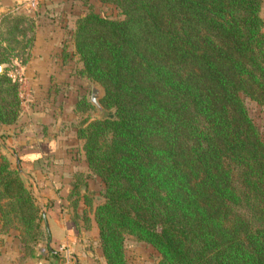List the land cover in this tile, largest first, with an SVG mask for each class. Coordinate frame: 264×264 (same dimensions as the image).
Instances as JSON below:
<instances>
[{
    "label": "trees",
    "instance_id": "1",
    "mask_svg": "<svg viewBox=\"0 0 264 264\" xmlns=\"http://www.w3.org/2000/svg\"><path fill=\"white\" fill-rule=\"evenodd\" d=\"M100 1L117 14L88 7L71 39L112 108L74 125L103 184L92 209L103 264H126L125 235L151 244L155 264H264V138L245 106L264 107L261 0ZM16 87L0 71V129L17 120ZM13 149L31 170L38 157ZM6 161L0 222L18 228L25 254L48 236L37 195Z\"/></svg>",
    "mask_w": 264,
    "mask_h": 264
},
{
    "label": "rangeland",
    "instance_id": "2",
    "mask_svg": "<svg viewBox=\"0 0 264 264\" xmlns=\"http://www.w3.org/2000/svg\"><path fill=\"white\" fill-rule=\"evenodd\" d=\"M88 7L112 16L117 14V8L113 3L100 0H0V53L5 56V60L0 63V71L15 79L17 85L16 92L20 103L18 114L20 110L23 111L30 103L34 104L33 96L36 93L33 92L32 87L22 77L24 63H22L21 59L24 57L26 51L22 50L20 46L26 43L27 38L32 35V32L33 34L35 33L34 28L38 24V27L46 29L44 33L51 34L56 39L59 38L56 49L52 48L50 54L53 58L58 57L56 59L58 62L57 66L63 65V68L57 72L53 69V73L56 72L58 76L57 80L55 79L48 83L49 87L46 85V92H41L38 95V99L43 102L33 108L38 109L40 108L39 105L43 104H49L54 110L57 108L54 117L55 121L58 122L56 128L59 126L61 127V131L65 129L66 133L72 135H75L74 125L82 118L102 117L112 110V108L104 107L100 100L104 93L103 86L98 81L90 80L80 73L81 62L73 50L71 31L74 26V19L79 14L84 13ZM259 12L264 22V0ZM5 16L9 17L6 18ZM13 16H21L22 21L17 24L16 30L10 32L8 31L9 21ZM21 31H24V34ZM56 31L59 33H56ZM53 49L55 51L52 52ZM92 85L97 89L96 101L100 109L89 101ZM46 93L47 96H44ZM1 94H4V92L2 91ZM44 97L47 99V102L46 100H41ZM245 106L248 114L259 129L260 135L264 138V107L249 98H245ZM0 133L3 135L2 139L4 142L12 148L18 145V140L14 138L15 131L12 125L2 124ZM78 139L80 140L81 148L82 141L80 138ZM81 151L82 153L80 154L84 157L82 148ZM6 160L10 167H15L14 157L0 144V163ZM83 160L87 166L85 158ZM40 167L41 164L38 163L31 170H27L26 168L21 169L27 172L36 184V171L34 169L39 170ZM21 177L25 180L26 184L33 188V191L37 195V204L41 212V199L38 198L39 193L36 185L33 186L24 176L21 175ZM75 183L76 185L74 186ZM102 187L103 184L99 176L88 169V166L86 171L77 170L72 174L65 199L71 205L73 213L87 220L88 224L90 217L94 221L93 206L102 200L100 193ZM78 202H81L82 207L78 212H75ZM94 224L96 226L95 221ZM9 230L17 232L16 235L20 247L18 228L15 225L5 227L0 222V232H7ZM123 255L126 264H155L159 259L158 251L151 244L138 241L130 235H125L124 237ZM70 262L72 264V261Z\"/></svg>",
    "mask_w": 264,
    "mask_h": 264
},
{
    "label": "crops",
    "instance_id": "3",
    "mask_svg": "<svg viewBox=\"0 0 264 264\" xmlns=\"http://www.w3.org/2000/svg\"><path fill=\"white\" fill-rule=\"evenodd\" d=\"M34 31L29 57L22 67L23 79L36 93L33 96L34 104L26 106L25 111L20 110L12 127L14 138L18 140L16 147L22 148L24 155H29L27 163L30 164L31 157L37 156L32 168L41 164L39 170H34L43 210L42 225L48 237L24 254L15 230L0 232V264H48L64 255L70 256L72 264H103L93 219L90 217L88 224L87 220L75 215L65 199L73 172L87 170L84 157L80 154V140L66 133L65 129L61 131V127L56 128L58 122L54 117L57 108L54 110L49 104L33 108L43 102L38 95L46 92V85L49 87L48 83L57 80L56 72L63 68V65L57 66L58 57L53 58L50 54L52 48L56 49L59 38L44 33L46 29L38 27V24ZM41 100L47 102L45 97ZM81 205V202L77 203L75 212L81 209Z\"/></svg>",
    "mask_w": 264,
    "mask_h": 264
},
{
    "label": "water",
    "instance_id": "4",
    "mask_svg": "<svg viewBox=\"0 0 264 264\" xmlns=\"http://www.w3.org/2000/svg\"><path fill=\"white\" fill-rule=\"evenodd\" d=\"M96 92H97V89L95 86H91V89H90V96H89V101L94 104L98 109H100V106L99 104L97 103L96 101ZM0 143L12 154V156L14 157V160H15V163H16V168L18 170V172L24 176L29 182L32 183L33 186H35V182L34 180L30 177V175L25 172L24 170L21 169L20 165H19V161H18V158H17V155L14 151V149L8 145L6 142H4V140L2 138H0ZM41 214L43 215V210H41Z\"/></svg>",
    "mask_w": 264,
    "mask_h": 264
},
{
    "label": "built area",
    "instance_id": "5",
    "mask_svg": "<svg viewBox=\"0 0 264 264\" xmlns=\"http://www.w3.org/2000/svg\"><path fill=\"white\" fill-rule=\"evenodd\" d=\"M70 256L64 255L59 258V260L50 261L48 264H71Z\"/></svg>",
    "mask_w": 264,
    "mask_h": 264
}]
</instances>
